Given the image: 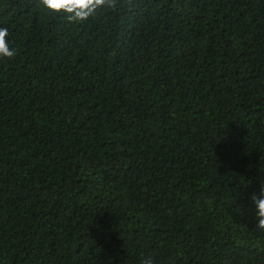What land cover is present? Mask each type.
<instances>
[{"label":"trees","instance_id":"trees-1","mask_svg":"<svg viewBox=\"0 0 264 264\" xmlns=\"http://www.w3.org/2000/svg\"><path fill=\"white\" fill-rule=\"evenodd\" d=\"M0 0V264H264V0Z\"/></svg>","mask_w":264,"mask_h":264},{"label":"clouds","instance_id":"clouds-1","mask_svg":"<svg viewBox=\"0 0 264 264\" xmlns=\"http://www.w3.org/2000/svg\"><path fill=\"white\" fill-rule=\"evenodd\" d=\"M41 2L51 11L63 10L73 14L72 18L74 19L85 20L98 6H102L105 0H41ZM8 35L7 28H0V58H14L16 56V50L9 46ZM251 199L257 221L256 226L264 230V187L261 188L259 196L253 194ZM142 264H153V261L148 258Z\"/></svg>","mask_w":264,"mask_h":264}]
</instances>
